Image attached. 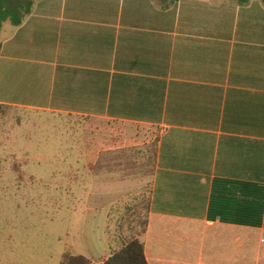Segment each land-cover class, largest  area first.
<instances>
[{
	"label": "crops",
	"instance_id": "obj_1",
	"mask_svg": "<svg viewBox=\"0 0 264 264\" xmlns=\"http://www.w3.org/2000/svg\"><path fill=\"white\" fill-rule=\"evenodd\" d=\"M0 106L115 125L96 137L91 167L112 145L132 148L145 131L157 135L142 241L149 264H236L250 252L238 233L264 240L263 0H173L168 8L155 0H35L19 26H0ZM15 156L29 160L14 164L23 181L8 168L19 200L35 201L44 175H61L53 152ZM121 189L100 180L87 193L77 256L91 264L116 251L108 207ZM58 211L16 200L4 214V246L21 236L38 242L44 218L53 222Z\"/></svg>",
	"mask_w": 264,
	"mask_h": 264
},
{
	"label": "rangeland",
	"instance_id": "obj_2",
	"mask_svg": "<svg viewBox=\"0 0 264 264\" xmlns=\"http://www.w3.org/2000/svg\"><path fill=\"white\" fill-rule=\"evenodd\" d=\"M11 1L27 3L31 0ZM110 129L116 130L117 127L81 117L14 108L0 110V155L8 156L2 161L7 175H0L3 176L0 184L4 186L0 190V264H60L65 254L82 255L83 244L79 233L82 231L80 226L84 202L91 184L98 187L100 180L108 185L118 184L122 187L119 193L121 197L117 198L116 203L110 201L108 207L110 247L118 251L134 237L143 241L147 230L158 138L156 134L148 138L145 131L134 141V145L138 146L117 149L112 145L114 149L108 147L109 151H103L104 155L94 166H87L85 162L89 150L95 146L97 151L100 149L96 137H106V131ZM118 130L121 131V128ZM21 152L31 153L32 158L44 157L53 152L54 158H58L57 166L61 175H44L45 181L35 186V194L38 195L35 201L19 200L12 195L16 176L8 170L9 165L12 168L15 163H29L28 159L16 158L15 154ZM33 166L29 171L34 169ZM74 170L76 175H71ZM6 184L10 186L7 190ZM16 200L22 204H51L58 207L59 211L54 212L53 222L44 218L43 237L38 236V242L23 244L21 236L7 247L2 240L5 238L3 219L6 210ZM73 208L76 209L74 215L69 212ZM239 238L245 240V248L250 252L238 259L236 264H264V240L254 232L238 233L236 239ZM105 246L109 248L108 244ZM105 246L99 249V256L105 254ZM240 250L242 246L239 244L236 252Z\"/></svg>",
	"mask_w": 264,
	"mask_h": 264
},
{
	"label": "trees",
	"instance_id": "obj_3",
	"mask_svg": "<svg viewBox=\"0 0 264 264\" xmlns=\"http://www.w3.org/2000/svg\"><path fill=\"white\" fill-rule=\"evenodd\" d=\"M162 8H168L173 4V0H155ZM264 1V0H263ZM249 0H239V3L246 4ZM34 1L12 2L11 0H0V26L5 22H10L14 26H19L24 19L31 13ZM2 107L0 106V110ZM19 181H23L25 175L20 166H15ZM147 227V226H146ZM61 264H91L84 256H72L65 254ZM102 264H149L147 261L143 242L134 237L125 246L113 253V255Z\"/></svg>",
	"mask_w": 264,
	"mask_h": 264
}]
</instances>
